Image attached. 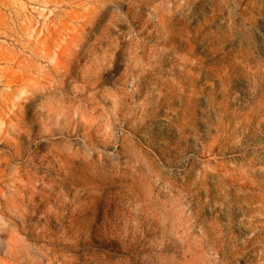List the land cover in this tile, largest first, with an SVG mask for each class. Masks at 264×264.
Masks as SVG:
<instances>
[{
  "label": "rangeland",
  "instance_id": "1",
  "mask_svg": "<svg viewBox=\"0 0 264 264\" xmlns=\"http://www.w3.org/2000/svg\"><path fill=\"white\" fill-rule=\"evenodd\" d=\"M0 264H264V0H0Z\"/></svg>",
  "mask_w": 264,
  "mask_h": 264
}]
</instances>
